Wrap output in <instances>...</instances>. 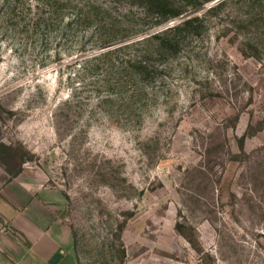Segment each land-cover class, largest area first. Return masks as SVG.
Instances as JSON below:
<instances>
[{
	"label": "rangeland",
	"instance_id": "rangeland-1",
	"mask_svg": "<svg viewBox=\"0 0 264 264\" xmlns=\"http://www.w3.org/2000/svg\"><path fill=\"white\" fill-rule=\"evenodd\" d=\"M10 1L14 12L0 0V140L22 171L9 175L11 190L0 183V197L21 208L39 199L34 214L52 238L66 233L78 264H264V42L259 58L241 52L247 31L233 17L246 7L209 13L222 0H200L134 36L155 24L146 0H70L55 29L33 23L55 0ZM74 4L94 15L68 28ZM191 14L204 30L170 62L165 84L131 99L105 80L83 87L91 75L79 64L99 39L143 38Z\"/></svg>",
	"mask_w": 264,
	"mask_h": 264
},
{
	"label": "trees",
	"instance_id": "trees-1",
	"mask_svg": "<svg viewBox=\"0 0 264 264\" xmlns=\"http://www.w3.org/2000/svg\"><path fill=\"white\" fill-rule=\"evenodd\" d=\"M233 1L239 4L240 8L242 6L246 7L244 17H233V21H240L243 25L242 27H245L247 31V33L244 32L245 47L241 48V52L259 58V47L262 46L258 44L264 42L262 40L264 36V0H222L218 4L211 6L208 12L214 13L228 2ZM5 2L10 5L12 12L16 10V1L11 2L10 0H5ZM70 2V0H55L52 4L53 8L52 5L44 8L46 10L45 14L47 13L46 15H43L44 11L42 9V14L34 17L33 23H35L36 27L43 25L55 29L54 23H59L60 21L58 28H61L62 23L67 17L63 14L67 11V6ZM181 2L183 4L175 7L170 0H146V12L153 14L155 24L146 28H140L132 34L149 31L156 25L179 17L187 11L182 8L185 5L198 8L202 3L200 0H181ZM29 9L31 8L29 7ZM69 9L74 11L71 12L73 17L64 23L68 28L88 21L94 15V8L91 6L87 10H80L77 4H74ZM204 27V19L199 15L191 14L183 20L165 29L150 33L143 38L129 40L128 38L132 34L122 36H120L121 34L116 36L108 34L105 36L107 38L98 40V43L93 48L95 52L87 53L81 59L83 63L79 64L81 67V70L78 71L79 74L91 75V78L88 80H83V87H93L99 90L100 80H105L106 83L110 84V90H115L116 88L121 91L132 90L131 92L133 93L130 94L131 99L137 93H145L147 84L152 83V81L157 82L158 78H160L161 84H165L167 81L164 76L168 75V71H172L171 66H169L170 62L176 59L185 49H189L192 39L200 36ZM114 28L115 25L112 24V29ZM95 76L97 77L96 79ZM76 100L77 102L81 101L78 96ZM101 100L104 102H113L114 98L111 95H104L101 96ZM252 128L253 126L249 125L246 132L241 136V144H239L241 149L244 148L245 140L250 135ZM16 153L17 150L13 146L0 140V163L4 165L5 170L11 177H16L22 171L21 164L15 165L10 160L12 157L15 158ZM26 153L28 154V151ZM22 159L25 158L23 157ZM0 221L4 223L1 218Z\"/></svg>",
	"mask_w": 264,
	"mask_h": 264
},
{
	"label": "crops",
	"instance_id": "crops-1",
	"mask_svg": "<svg viewBox=\"0 0 264 264\" xmlns=\"http://www.w3.org/2000/svg\"><path fill=\"white\" fill-rule=\"evenodd\" d=\"M5 180L9 183L5 188L0 185L2 191L11 190L14 182L9 181V174L0 164V181H3L0 183ZM3 193L7 200L0 197V218L21 229L23 240L29 244L4 232L0 221V264H32L30 258L34 259V255L45 264H78L75 251L64 240L66 233L60 229L56 233L59 242H56L52 232L41 225L42 217L34 214L39 199L29 200L23 209L12 196Z\"/></svg>",
	"mask_w": 264,
	"mask_h": 264
},
{
	"label": "water",
	"instance_id": "water-1",
	"mask_svg": "<svg viewBox=\"0 0 264 264\" xmlns=\"http://www.w3.org/2000/svg\"><path fill=\"white\" fill-rule=\"evenodd\" d=\"M174 23V22H173Z\"/></svg>",
	"mask_w": 264,
	"mask_h": 264
}]
</instances>
